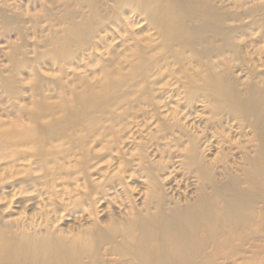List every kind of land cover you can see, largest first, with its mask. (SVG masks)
<instances>
[{
    "label": "rangeland",
    "instance_id": "rangeland-1",
    "mask_svg": "<svg viewBox=\"0 0 264 264\" xmlns=\"http://www.w3.org/2000/svg\"><path fill=\"white\" fill-rule=\"evenodd\" d=\"M208 1L232 30L219 60L164 45L137 5L78 31L86 0H0L1 246L188 224L198 199L264 218V0Z\"/></svg>",
    "mask_w": 264,
    "mask_h": 264
},
{
    "label": "bare ground",
    "instance_id": "bare-ground-1",
    "mask_svg": "<svg viewBox=\"0 0 264 264\" xmlns=\"http://www.w3.org/2000/svg\"><path fill=\"white\" fill-rule=\"evenodd\" d=\"M86 1L90 9L87 16L79 24L71 25L78 31L84 30L85 23L94 17L109 11V0ZM113 2L120 7L137 5L140 13L155 25L164 45L178 43L189 35L196 51L208 60L215 53L218 60L221 58L225 41L231 35L224 7L208 0ZM147 49L150 51L152 47H145L143 51ZM253 100L248 101V108L260 115L262 111L259 113ZM258 154L264 155V152L258 151ZM201 201L196 200L181 214L182 219L188 218V224L168 217L161 209L159 218L131 217L119 233L97 231L82 242L63 243V252L59 246L44 241L36 250L32 245L25 249L0 245V264H264V238L260 234L264 232V218L257 220L251 211L229 205L224 221L219 222L210 208L201 217L200 208L206 206L207 199Z\"/></svg>",
    "mask_w": 264,
    "mask_h": 264
}]
</instances>
